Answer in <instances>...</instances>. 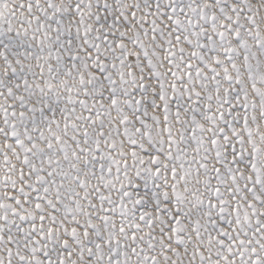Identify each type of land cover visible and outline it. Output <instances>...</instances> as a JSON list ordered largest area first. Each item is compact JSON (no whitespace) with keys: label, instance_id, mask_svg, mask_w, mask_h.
<instances>
[{"label":"snow or ice","instance_id":"obj_1","mask_svg":"<svg viewBox=\"0 0 264 264\" xmlns=\"http://www.w3.org/2000/svg\"><path fill=\"white\" fill-rule=\"evenodd\" d=\"M0 264H264V0H0Z\"/></svg>","mask_w":264,"mask_h":264}]
</instances>
